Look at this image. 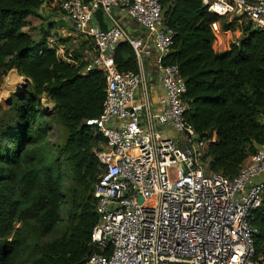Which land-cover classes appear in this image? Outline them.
Returning <instances> with one entry per match:
<instances>
[{
  "label": "trees",
  "instance_id": "16d2710c",
  "mask_svg": "<svg viewBox=\"0 0 264 264\" xmlns=\"http://www.w3.org/2000/svg\"><path fill=\"white\" fill-rule=\"evenodd\" d=\"M45 1L0 0V66L27 83L10 119L0 123V264H83L97 222L96 153L105 141L85 122L102 110L104 77L82 73L88 61L81 48L67 49L65 62L57 46H47L45 31L36 41L25 29ZM55 1L60 11L62 0ZM161 3L164 25L175 33L164 62L178 67L185 84L186 119L200 137L216 132L208 147L211 168L234 178L264 143V32L245 25L238 46L215 52L210 26L220 20L201 0ZM113 59L119 72L138 71L127 43L115 48ZM41 97L52 105L49 114ZM52 124L61 143L47 138ZM251 217L255 257L264 260V197Z\"/></svg>",
  "mask_w": 264,
  "mask_h": 264
},
{
  "label": "built area",
  "instance_id": "2783aa9c",
  "mask_svg": "<svg viewBox=\"0 0 264 264\" xmlns=\"http://www.w3.org/2000/svg\"><path fill=\"white\" fill-rule=\"evenodd\" d=\"M201 2L219 20L238 18L264 32V0ZM59 7L94 44L82 73L100 71L105 82L102 110L85 122L105 143L96 153L101 166L93 187L97 222L83 264H264L255 257L257 229L251 224L264 197V143L234 178L212 170L208 147L217 141L216 132L200 137L187 121L185 84L178 67L164 62L175 33L164 25L161 0H62ZM97 10L105 32L94 19ZM125 19L143 36L126 29ZM217 23L210 26L213 43L222 33ZM224 33L231 36L228 49L239 45L242 29L229 27ZM120 43L132 48L137 72L116 68L113 52ZM151 54L163 90L156 107L143 65Z\"/></svg>",
  "mask_w": 264,
  "mask_h": 264
},
{
  "label": "crops",
  "instance_id": "0c3cea01",
  "mask_svg": "<svg viewBox=\"0 0 264 264\" xmlns=\"http://www.w3.org/2000/svg\"><path fill=\"white\" fill-rule=\"evenodd\" d=\"M38 15V17L29 18V23L25 28L30 32L34 40L38 41L42 31H45L47 34V46L49 45L51 48L57 46V55L62 59L64 58L63 60L65 62L69 61H67V59L65 60L64 52H66L67 49L69 50V47L72 45H74L76 49L81 48L82 60L89 61L92 58L94 55V47L89 42V39L76 31L74 23L68 20L66 16L59 11L55 0H46ZM104 23L106 24L105 20ZM121 23L126 29L129 30L130 28V32L136 37L143 36L144 31L129 20L125 19ZM245 25L248 24L238 18H235L233 23H227L224 19H220L217 23V27L222 33H220L218 39L214 41L213 50L215 52H224L228 49L231 36L225 34L224 30L231 27L232 31L237 32L238 29L243 30ZM62 40L63 42H60ZM56 43L61 44L57 45ZM143 61L150 100H153L154 106L156 107L158 104L157 100H160L163 95V90L160 85V73L155 67L154 56L152 54L144 57ZM161 132L165 136L173 135V132L168 129H161Z\"/></svg>",
  "mask_w": 264,
  "mask_h": 264
},
{
  "label": "rangeland",
  "instance_id": "374dc122",
  "mask_svg": "<svg viewBox=\"0 0 264 264\" xmlns=\"http://www.w3.org/2000/svg\"><path fill=\"white\" fill-rule=\"evenodd\" d=\"M69 48L76 50L74 45ZM26 87L27 83L24 82L16 72L8 70L5 66H0V123L2 120L10 119L12 115L11 107L22 98ZM40 104L45 113L49 114L51 112L52 105L46 97L40 98ZM259 120L264 123V113L259 117ZM47 138L52 143H61L63 140V136L55 124H52L51 131L48 133ZM63 194H67L66 190H64ZM63 202L64 208H66V200L64 199ZM46 240H49V238Z\"/></svg>",
  "mask_w": 264,
  "mask_h": 264
},
{
  "label": "water",
  "instance_id": "95a60500",
  "mask_svg": "<svg viewBox=\"0 0 264 264\" xmlns=\"http://www.w3.org/2000/svg\"><path fill=\"white\" fill-rule=\"evenodd\" d=\"M88 1L90 0H84L85 3H87ZM94 19L95 21H97V26H98V29L101 31V32H105L106 29H107V25L104 23V20H103V14H102V11L101 10H97L95 13H94ZM139 202H141V198L138 199Z\"/></svg>",
  "mask_w": 264,
  "mask_h": 264
}]
</instances>
